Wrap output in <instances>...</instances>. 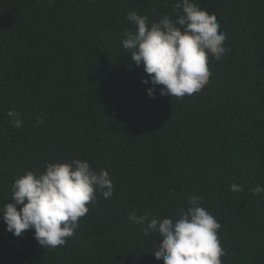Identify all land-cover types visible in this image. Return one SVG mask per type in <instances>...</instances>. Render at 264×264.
<instances>
[{
  "label": "trees",
  "instance_id": "16d2710c",
  "mask_svg": "<svg viewBox=\"0 0 264 264\" xmlns=\"http://www.w3.org/2000/svg\"><path fill=\"white\" fill-rule=\"evenodd\" d=\"M178 2L0 0V208L16 179L49 163L81 159L114 184L54 250L0 218V264H162L159 234L145 236L129 213L177 219L190 195L221 224L223 264H264V193L252 192L264 185V0H193L216 15L230 51L209 57L200 94L157 86L151 98L150 77L122 45L134 27L126 16L175 20Z\"/></svg>",
  "mask_w": 264,
  "mask_h": 264
},
{
  "label": "clouds",
  "instance_id": "9594fccd",
  "mask_svg": "<svg viewBox=\"0 0 264 264\" xmlns=\"http://www.w3.org/2000/svg\"><path fill=\"white\" fill-rule=\"evenodd\" d=\"M51 2V0H50ZM176 9L183 14L173 20L163 15L149 24L147 16L129 12L126 20L133 25L125 31L122 45L131 53L136 66H143L151 83L147 90L154 98L157 86L161 96L183 98L200 94L212 75L209 57L220 61L229 48L226 33L220 30L215 14H209L193 0H179ZM12 125L23 126L21 114L9 110ZM38 123H44L42 116ZM234 193L244 191L233 183ZM253 194L264 193V185L252 189ZM114 194V184L107 170H95L89 162L72 159L68 163H49L43 172L26 171L12 185L11 202L0 208V218L6 230L21 237L35 230V240L49 250L67 243L80 227V219L88 212V204ZM199 196L188 197V207L178 209L179 217H155L129 213V220L139 224L145 236L158 233L161 243L154 245V255L162 264H223L224 252L218 231L221 224L202 206ZM19 208V210H18ZM147 222V223H145Z\"/></svg>",
  "mask_w": 264,
  "mask_h": 264
}]
</instances>
